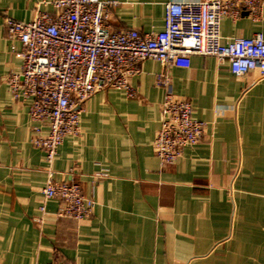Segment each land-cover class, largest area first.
Segmentation results:
<instances>
[{
    "label": "crops",
    "instance_id": "obj_1",
    "mask_svg": "<svg viewBox=\"0 0 264 264\" xmlns=\"http://www.w3.org/2000/svg\"><path fill=\"white\" fill-rule=\"evenodd\" d=\"M53 0H0V264H264V77L235 76L227 63L194 55L189 68L169 66L175 95L206 123L201 142L163 165L153 143L161 125L164 67L141 62L133 98L108 89L90 97L81 135L67 137L53 169L59 182L81 183L96 201L91 217L58 218V200L35 222L47 181L45 153L32 143L29 105L4 82L22 61L7 34L8 14L30 21ZM113 30L162 31L170 0H112ZM264 34L244 14L226 18L224 41ZM48 132V125H43ZM108 175L96 178L95 173Z\"/></svg>",
    "mask_w": 264,
    "mask_h": 264
},
{
    "label": "built area",
    "instance_id": "obj_2",
    "mask_svg": "<svg viewBox=\"0 0 264 264\" xmlns=\"http://www.w3.org/2000/svg\"><path fill=\"white\" fill-rule=\"evenodd\" d=\"M52 11H37L28 22L6 14L8 37L20 43L12 51L22 61L19 71L4 79L14 101L28 103L33 126L32 143L45 153L47 181L44 201L35 222L42 226L46 203L58 200V218L82 221L94 213L96 201L87 197L80 182H59L53 169L59 148L67 137L81 135V114L94 94L114 89L136 96L131 83L140 64L155 59L164 67L157 84L164 88L161 125L153 143L163 165H172L187 147L203 139L206 123L193 116L188 99L175 95L169 66L189 68L194 55L212 56L227 63L237 77L252 72L264 77V34L224 41L226 18L237 21L247 14L263 17L264 0H170L162 31L113 30L109 19L118 2L112 0H53ZM48 125V132L43 125ZM107 170L95 173L96 178ZM39 264H73L51 261Z\"/></svg>",
    "mask_w": 264,
    "mask_h": 264
}]
</instances>
